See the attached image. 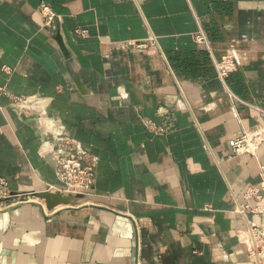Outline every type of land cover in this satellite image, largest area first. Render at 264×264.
<instances>
[{"label": "crops", "instance_id": "crops-1", "mask_svg": "<svg viewBox=\"0 0 264 264\" xmlns=\"http://www.w3.org/2000/svg\"><path fill=\"white\" fill-rule=\"evenodd\" d=\"M42 3L59 15L53 32L41 29ZM199 26L215 58L237 54L224 81L193 38ZM0 87L11 190L56 179L9 96L98 158L90 194L0 211V264H248L247 221L233 208L258 184L264 143L251 156L228 140L264 129V0H0Z\"/></svg>", "mask_w": 264, "mask_h": 264}, {"label": "built area", "instance_id": "built-area-1", "mask_svg": "<svg viewBox=\"0 0 264 264\" xmlns=\"http://www.w3.org/2000/svg\"><path fill=\"white\" fill-rule=\"evenodd\" d=\"M38 14L41 29L53 32L58 24L59 15L46 3L39 5ZM75 33L87 36L85 28H75ZM196 43L203 45L212 57V63L217 77L224 79L237 70L238 58L233 50L226 51L219 59L212 54L207 33L198 27L193 34ZM155 42L154 37L146 41L134 42L138 48ZM6 92L0 87V96ZM10 105L25 118L34 121V128L40 142V153L48 155L56 183H47L44 192L63 196L88 195L93 190L98 158L81 141L66 133L65 127L41 110H35L22 98L9 96ZM148 128L155 133H161L163 128L151 121L146 122ZM264 143V129L257 128L251 132H243L230 138L228 144L234 153L256 156ZM39 192H20L9 188L6 178L0 176V211L9 209L19 203L35 201ZM254 201V203H252ZM233 212L242 215L247 221L248 239L245 241L248 264H264V225L252 219L247 214H257L264 217V163H259V181L257 185L248 186L242 194V202L237 203Z\"/></svg>", "mask_w": 264, "mask_h": 264}, {"label": "water", "instance_id": "water-1", "mask_svg": "<svg viewBox=\"0 0 264 264\" xmlns=\"http://www.w3.org/2000/svg\"><path fill=\"white\" fill-rule=\"evenodd\" d=\"M37 196L39 198L43 199L44 202L49 207L65 203L68 200V198H69V196H63V195H60V194H52V193H48V192H44V191L43 192H39L37 194Z\"/></svg>", "mask_w": 264, "mask_h": 264}, {"label": "bare ground", "instance_id": "bare-ground-1", "mask_svg": "<svg viewBox=\"0 0 264 264\" xmlns=\"http://www.w3.org/2000/svg\"><path fill=\"white\" fill-rule=\"evenodd\" d=\"M27 119H31V118H27Z\"/></svg>", "mask_w": 264, "mask_h": 264}]
</instances>
